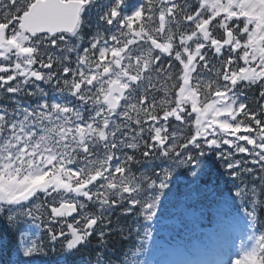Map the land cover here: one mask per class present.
Listing matches in <instances>:
<instances>
[{"label":"snow or ice","instance_id":"snow-or-ice-1","mask_svg":"<svg viewBox=\"0 0 264 264\" xmlns=\"http://www.w3.org/2000/svg\"><path fill=\"white\" fill-rule=\"evenodd\" d=\"M192 193L231 242L163 264H264V0H0V264H161Z\"/></svg>","mask_w":264,"mask_h":264},{"label":"trees","instance_id":"trees-1","mask_svg":"<svg viewBox=\"0 0 264 264\" xmlns=\"http://www.w3.org/2000/svg\"><path fill=\"white\" fill-rule=\"evenodd\" d=\"M255 95L258 96L259 93L257 92L255 93ZM217 168H218V165L212 166L208 174L202 181V183L205 185H208L209 187L213 188L216 191H222L223 194L226 196V194H228V188L230 187V185L226 183L228 178L220 176L219 172L217 171ZM179 190L181 192H187V189H184L182 186L179 187ZM194 195L196 197L193 196V193H192L190 196H188V199H186L187 200L186 203L188 204V206L193 204L195 206H199L203 208H210L213 211L215 210L216 204L212 202V197L205 198L203 194L197 195L196 193H194ZM181 200L182 199L180 198L177 203H180ZM175 206H176V203L169 205V207H172V208H175ZM133 219L134 217H128L127 219L122 218L121 224L125 225L126 227L133 226L132 225ZM2 230H3V226L0 225V234H2ZM133 238H135L134 235L130 239H121L119 234H114L110 238V243L108 247L114 252V255L112 256L113 260H118L120 258L124 250L126 248H129V245L132 243ZM95 242L96 241L93 238V245L95 244ZM95 251H96L95 248L89 247L88 249L83 250L82 255L94 254Z\"/></svg>","mask_w":264,"mask_h":264},{"label":"rangeland","instance_id":"rangeland-1","mask_svg":"<svg viewBox=\"0 0 264 264\" xmlns=\"http://www.w3.org/2000/svg\"><path fill=\"white\" fill-rule=\"evenodd\" d=\"M230 234H232V231H231V233H228L227 232V234L225 235V236H223V237H220V238H223V240H224V238H225V240L223 241V240H221V241H223V242H221L215 249H216V251L218 252V253H223V251H224V249L230 244ZM211 235H213V232L211 231ZM227 237V238H226ZM214 246H215V243L213 242L212 244H211V246H210V250H213L214 249ZM160 252H161V250H160V248L157 250V252H156V254L157 255H159L160 254ZM198 252H200L199 251V246H198V244L196 243V246L193 248V250L191 251V253H193V255H197V254H199Z\"/></svg>","mask_w":264,"mask_h":264}]
</instances>
